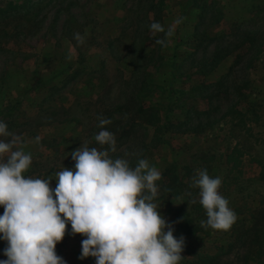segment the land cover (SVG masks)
<instances>
[{
  "label": "rangeland",
  "instance_id": "rangeland-1",
  "mask_svg": "<svg viewBox=\"0 0 264 264\" xmlns=\"http://www.w3.org/2000/svg\"><path fill=\"white\" fill-rule=\"evenodd\" d=\"M6 6L17 11L0 14V121L26 142L24 175L53 177L54 189V174L75 166L73 150L108 149L94 139L102 116L112 159H147L161 172L155 202L185 238L180 264H264V0H0ZM181 17L167 47L156 44L164 33L151 22L167 29ZM198 169L222 179L237 216L229 230L201 226ZM183 214L193 232L180 228ZM67 226L57 254L95 264L79 258L86 237Z\"/></svg>",
  "mask_w": 264,
  "mask_h": 264
},
{
  "label": "clouds",
  "instance_id": "clouds-1",
  "mask_svg": "<svg viewBox=\"0 0 264 264\" xmlns=\"http://www.w3.org/2000/svg\"><path fill=\"white\" fill-rule=\"evenodd\" d=\"M183 19L177 18L167 29L152 21L150 30L164 33L155 43L167 47L175 25ZM74 39L81 45L85 42L79 32ZM97 119L101 130L94 139L109 148L84 143L73 150L75 166L54 174V189L53 177L24 175L32 163L31 154L24 151L26 142L0 121V137L10 138L0 139V206L4 208L0 233L8 243L7 259L0 264H66L56 246L64 239L68 223L73 236L86 237L80 259L95 257V264H180L185 238L177 239L155 202L161 172L147 159H139L135 167L126 159H112L109 151H116V139L104 127L111 121ZM40 140L36 136L34 142ZM221 185L222 179L210 176L207 169H198L192 177L191 187L199 189V203L207 216L200 222L204 228L229 230L237 219L219 191Z\"/></svg>",
  "mask_w": 264,
  "mask_h": 264
},
{
  "label": "trees",
  "instance_id": "trees-1",
  "mask_svg": "<svg viewBox=\"0 0 264 264\" xmlns=\"http://www.w3.org/2000/svg\"><path fill=\"white\" fill-rule=\"evenodd\" d=\"M195 6H196V5H195ZM14 10L17 11V9H13L11 6H6L4 9H3V8L0 9V14H2L3 16H10L11 14H13V13L16 12V11H14ZM178 45H179V44L176 43V48L178 47ZM174 57H176V53H175ZM173 62H174V59H173ZM174 65H175V64H174ZM167 94H168L169 96H171V98L174 96V93H173L172 89H169L168 92H167ZM138 113H139V111H138ZM164 175H168V171H167ZM180 186H182V184H180ZM178 189H179V188H178ZM178 189L170 191V194H174V195L178 196V195H179ZM177 210H178V211H177V215H176V216H179V213L182 212V209L180 208V209H177ZM177 219L181 220V222H184V221H185L184 224L182 223V224H181L182 226H180V228H181L184 232H188V233H189V232H193L194 229H190V227H191L190 222H191L192 220L190 219V216H189V215H187V214H183L182 216H180V217L177 218ZM68 227H69V226H67V228H68ZM210 258H211V260H212V259H216V258H218V256H217V255H213V256H211ZM252 260H253V259H252ZM206 262H207V264H209L210 259H206Z\"/></svg>",
  "mask_w": 264,
  "mask_h": 264
}]
</instances>
